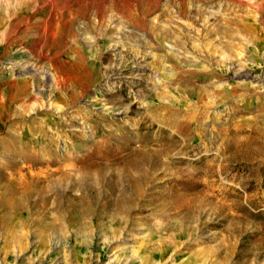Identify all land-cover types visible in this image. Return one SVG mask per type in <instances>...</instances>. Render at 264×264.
Returning a JSON list of instances; mask_svg holds the SVG:
<instances>
[{
	"label": "rangeland",
	"instance_id": "obj_1",
	"mask_svg": "<svg viewBox=\"0 0 264 264\" xmlns=\"http://www.w3.org/2000/svg\"><path fill=\"white\" fill-rule=\"evenodd\" d=\"M0 22L7 183L16 164L25 166L22 145L58 138V150L71 143L77 152L105 135L114 152L125 135L152 163L137 196L120 164L130 149L115 157L133 201L121 211L89 206L64 229L36 217L4 227L0 213V264H264V94L223 67L238 58L264 79V0H0ZM58 79L79 97L67 108ZM14 135L21 146L9 152Z\"/></svg>",
	"mask_w": 264,
	"mask_h": 264
},
{
	"label": "bare ground",
	"instance_id": "obj_2",
	"mask_svg": "<svg viewBox=\"0 0 264 264\" xmlns=\"http://www.w3.org/2000/svg\"><path fill=\"white\" fill-rule=\"evenodd\" d=\"M3 7H4V5H3ZM21 8H22V6H21ZM32 8H31V10H32ZM110 8H111V6H110ZM107 15L108 14H106V16ZM102 18H104V17H102ZM106 20H108V17ZM90 21H91V19H90ZM17 25L20 26L21 23H18ZM102 26H104V25H102ZM22 28H25V27H22ZM0 29L1 30L5 29V24L2 22H0ZM37 29H39V28H37ZM9 34H10V32H9ZM27 34H29V32ZM6 36H7V34H6ZM69 37L71 38V31L69 33ZM68 43H69V41H68ZM6 53H8V52H6ZM67 54L69 56L71 55V45L69 47ZM45 57H47V55ZM28 61H29V59H28ZM4 62H5V60H4ZM193 62H195V61H193ZM25 65H27V64H25ZM33 65L34 64L31 63L30 66H33ZM17 66L18 65H16V67ZM223 67L228 68L229 74L231 73V77L233 79L245 80V81L250 80L252 85H255L256 87H260L262 90L260 93L257 90H254V91H256V93L258 95H261V93L264 94V79L261 77L253 76L252 73L247 70V67H245L244 64L242 63V61L239 60L238 58L236 60L233 58H231L230 60L225 58ZM178 68H180L179 65L177 66V69ZM38 70L39 69H37V72H38ZM29 71H30V69H29ZM28 73H30V72H28ZM25 74H27V73H25ZM58 75H60V74H58ZM40 77H42V76H40ZM118 79L119 78H116L115 81ZM48 82H50V81H48ZM109 82H110V80H107V83H109ZM19 83H21V82H19ZM28 83H29V81H28ZM243 85H246V84H243ZM243 85L240 83V84H238V86L233 87L232 94L235 95L237 93L236 90L238 88H241V87L243 88ZM55 87H56L57 92L59 91L57 93V95H59L60 91L62 93H64L63 94L64 96H60L61 101L59 100V98L57 101L62 103V105L65 108L69 107L71 105V103H76L77 100L79 99L78 95H76V94L71 95V83L66 82L65 84H63V80L58 79ZM222 87H223V85L218 86V88H222ZM246 89H247L246 90V93H247L248 88H246ZM205 91H207V90H205ZM253 95H256V94H254L249 89L248 97L253 96ZM202 96L203 95L201 94L199 100L202 98ZM244 97H246V95H244ZM203 100L204 99L202 98V101ZM261 104H264V100H262L261 98H258L257 106L259 108H261L263 106ZM189 119L193 120L196 123H200L198 125H201V122H202L201 118H198L196 116H192V117H189ZM172 121L173 122L175 121V125H177V119L176 118L170 120V122H172ZM70 125H71V120H69V121L67 120L66 122L62 123V125L60 124L59 126H61V128H62L64 126L67 127ZM111 126H114V125H111ZM52 135L54 136V134H52ZM53 136H51L50 138L55 139V138H52ZM15 137H17V136L14 135V136L10 137L11 144L7 148V150L9 152H12V151L16 152L17 149L21 146V144H19L17 142L18 139ZM66 137H67V135H66ZM76 137H78V139H80V140H83L84 137H87V134L78 133L76 135ZM92 137L89 138V141H88L89 145L83 146L82 150H78L77 152L74 151L73 149H71V143L64 145V147L62 149L58 150L59 146H58L56 141H59L60 140L59 138H58V140H50L51 143H49V144L39 141L36 144L37 146L35 145L32 147H29V144H27V145L25 144L26 146L22 145V146H24L25 150L19 156L20 160H18V163L23 164L25 166L23 168H20L16 164L15 168L12 167L14 169L13 170L14 175L11 177L9 183L6 182L5 175H2V173L0 172V188H1L0 189V213H2L4 216L3 219H1L2 224H3L2 226H4V227H6L8 225L12 226L13 223L16 225V227H17L18 223L26 225V222H29L30 219H34L33 217H36L41 222H46L47 220H52L53 221L52 224L46 225V227H48V228L53 229V228L60 227V228L64 229L65 228V225H64L65 221L64 220L68 216H71L74 212H77V210L82 211L83 214H86V213H88L89 206L100 205V203L105 202L109 206L111 204H113L114 206H116L118 208V210L121 211L125 205L131 204L133 201L126 196L123 188H121L122 182L124 181V176L121 177L120 174L116 173L117 172V166L116 165L118 164V162H117L118 159H116V158L122 157L124 154H126L127 149H130L131 157L127 160H124L120 164H121L123 170L126 173H128L127 181L129 182V184L132 187L136 188V194H137V196H139L141 194L140 182L143 180L147 181L149 178V175L143 171H144L145 167L150 166L152 164L151 159H150L151 155L145 150H142V152H141V150L139 148L131 147L130 142L127 141L128 137L126 136L127 138H125V135H121L122 139L124 140L123 146L115 149L114 152H110L111 146H110V144H108V139L106 138L105 135H98L95 138L94 137L92 138ZM105 143H106V145H105ZM144 146L145 145H142V147H144ZM18 151H21V150H18ZM92 151H93V153H92L91 157L89 158L88 154L91 153ZM102 152H103V154L105 153V156L102 155ZM7 155H8V153H7ZM3 157H4V155H3ZM25 170H27L26 173H25ZM138 173H140V175ZM8 181H9V179H8ZM107 188H109V190H107ZM115 189H117V190H115ZM114 190L119 191L120 195H118L117 193H116V195H114ZM73 192H77L78 194L73 193ZM71 194H73V195H71ZM10 214H13L15 216V217H12V221H9V217H7ZM24 214L26 217H25V219H22L21 217ZM13 227H15V226H13ZM46 227L44 229L45 231H47ZM43 235L48 237L47 233H45ZM40 236H42V235H40ZM46 237H43V238H46ZM56 247H58L57 243H56Z\"/></svg>",
	"mask_w": 264,
	"mask_h": 264
}]
</instances>
